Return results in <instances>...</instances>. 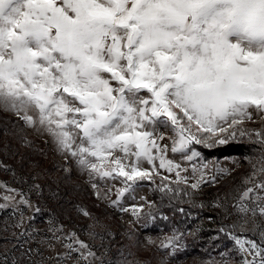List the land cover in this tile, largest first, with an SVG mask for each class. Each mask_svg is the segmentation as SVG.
Returning <instances> with one entry per match:
<instances>
[{
	"label": "snow or ice",
	"instance_id": "snow-or-ice-1",
	"mask_svg": "<svg viewBox=\"0 0 264 264\" xmlns=\"http://www.w3.org/2000/svg\"><path fill=\"white\" fill-rule=\"evenodd\" d=\"M0 109L49 135L90 178L120 180L110 202L121 211L129 208L120 198L134 200L137 184L159 176L157 168L188 183L181 166L165 158L158 123L173 133L171 151L187 160L201 157L197 145L256 137L260 166L234 189L231 204L243 224L218 231L234 242L238 264H264V222H256L264 221V128L243 127L254 114L264 123V0H0ZM161 179V192L176 191L165 183L169 177ZM214 182L201 172L190 187ZM0 187L14 194L5 201L19 195L18 203L31 207L23 192ZM92 187L100 198L99 183ZM144 206L131 205V214L140 219ZM144 215L155 218L151 207ZM182 235L173 233L161 246L175 248ZM69 239L95 256L76 233Z\"/></svg>",
	"mask_w": 264,
	"mask_h": 264
},
{
	"label": "rangeland",
	"instance_id": "rangeland-1",
	"mask_svg": "<svg viewBox=\"0 0 264 264\" xmlns=\"http://www.w3.org/2000/svg\"><path fill=\"white\" fill-rule=\"evenodd\" d=\"M0 116L11 127L7 131L8 134L2 132L3 137H0V146L4 145L0 150V163L3 160L6 166L0 167V185L23 192L31 204V207L19 204V195H16L14 200L5 201L2 199L5 194H14L6 193L5 189L0 187V205H7L0 208V264H223L224 260L238 264L240 261L241 257L235 251L236 246L228 235L215 234L201 240L200 237L196 238L200 235L195 231L206 229L211 223L218 225L220 221L217 217L220 212L227 211V202L234 203L233 197L237 195L234 189L252 174L253 165L259 168L261 152L252 147L256 137H238L235 141L245 143V151L223 155L207 152L205 148L208 147L197 145L196 150L201 153V157L187 160L180 153L171 151L170 137L173 133L158 123V132L164 134V139L158 143L168 145L165 158L181 166L180 175L187 177L188 183L177 184L179 178L176 177L175 171L168 172L157 168L159 176L154 177L152 181L146 180L137 184L132 194L135 196L134 200L128 194L120 198V203L129 208V211H121L110 202L117 199L116 191L122 187L120 180L97 181L90 178L88 171L78 167L75 159L66 160L59 153L49 135H42L26 127L24 122L18 120L11 112L0 109ZM243 127L250 130L262 129L264 123L254 114V122L246 121ZM21 137H26L32 142L31 145H26ZM9 152H18V157L23 153L27 154L24 170L28 169V174L25 177L22 178L19 173L8 169L17 163L12 157L5 156L9 155ZM156 163L158 165V159ZM204 165H207V168ZM142 166L151 167L143 161ZM65 167L70 168L73 178L66 175ZM194 168L199 171L193 173ZM220 169L227 170L228 174L220 172ZM17 171L20 172L18 169ZM201 172L205 180L211 181L215 176L217 182L202 183L199 189H192L190 184L196 182ZM163 176L169 177L165 183H170L175 192L160 191ZM57 180L62 182L63 189H58ZM93 182L100 185V198L95 194L97 189L92 187ZM36 185L40 186L39 191L36 190ZM107 189H111L110 199L103 198ZM181 191L186 194L179 197ZM204 195L208 196V203H204ZM213 195L216 197L211 202V209L204 208L210 204L209 196ZM74 196L77 197L76 201L73 200ZM140 197H145L152 203H145ZM78 199L83 207L78 206ZM174 199H179L183 204L194 205L200 201L201 204L198 205L207 215L200 214L202 216L195 218L196 214L181 212L180 209L165 211L163 208H169L168 205L174 202ZM133 204L145 205L140 219L131 214L130 206ZM217 204L226 207H217ZM37 207L39 212L36 211ZM149 207L152 208L154 219L144 215L149 211ZM81 209L89 212L91 217L83 216ZM231 209V216L225 215L224 218L229 217L227 222L239 228L243 220L233 208ZM256 222L264 221L257 217ZM18 224L20 226H17ZM252 226L251 220L245 225L246 228ZM73 232L78 240L90 246L95 256H88L87 250L80 249L78 243L69 239ZM173 233L183 234L177 246L162 247V242L166 243V238ZM247 235L259 240V236L251 232ZM105 236L113 239L111 242L114 243L108 246L103 241ZM213 239L216 246L212 244ZM69 243H72L71 249L67 247ZM81 252L84 256H81Z\"/></svg>",
	"mask_w": 264,
	"mask_h": 264
},
{
	"label": "trees",
	"instance_id": "trees-1",
	"mask_svg": "<svg viewBox=\"0 0 264 264\" xmlns=\"http://www.w3.org/2000/svg\"><path fill=\"white\" fill-rule=\"evenodd\" d=\"M8 124L9 123H5L3 121V119H2V116H0V137H3L2 135L5 132V129H7V131L9 129H11V127ZM6 127H8V128H6ZM252 130H256V129H252ZM3 147H4V145H1L0 146V150H2ZM246 147H247L246 144L243 143V142L232 141V142L228 143L227 145H218V146H215L213 148H205V151L210 152V153H216V154H219V155H223V154H229V153L243 152V151H245ZM252 147H254L256 150H259V152H261L260 145L257 144V143H255V141L253 142V146ZM37 149H39L38 146H37ZM5 156L12 157L14 161H17V163L12 164L8 168L9 170L11 169V170L15 171L16 173H19L22 178L25 177L26 174H28V169L27 170H24V167L26 165V161H24V160L21 159L22 157H26L27 156L26 153H23V154H21L20 157H18V152L15 153V154H13L12 152H9V155H5ZM1 163L3 165L5 164V162L3 160L1 161ZM17 169L20 170V172H18ZM66 175L68 177L73 178L71 173H66ZM75 183L77 184V181H75ZM56 184H57L59 190L63 189L62 182L60 180H57L56 181ZM168 184L170 185V187H172L174 189V187L170 183H168ZM67 187L69 188V186H67ZM185 194L186 193L184 191H181V195L179 197L184 196ZM207 197H206V195H204V199H205L204 203L205 202L208 203V200L209 199ZM209 197H210V201H209L210 204H207L204 208L211 209L210 208L211 205H212L211 202H213L215 200L214 198L216 196L213 195V196H209ZM73 200L76 201L77 200V197L74 196V199ZM79 202H80V199H78V203ZM199 203L201 204L200 201H197L195 205L193 203L183 204L179 199H174V202L172 201V203L170 205H168L169 208H163V209L165 211H168V212L178 211L179 209H183V212L186 211L185 213L196 214V217L195 218H198V217H200L202 215H205V214L207 215V212L204 209L202 210L201 207H200V205H198ZM227 204H228L227 211L225 213H221L220 212V215L217 217V220L220 221L218 223V225L215 226V225H212V223H211L210 225H208V227L206 229L205 228H201L198 231H195L194 230L195 232H197L200 235V236H197L196 238H199L200 237L201 240H203V238H205L207 236H210V235L212 237L215 234H219L220 236H223L225 233L219 232L218 229L221 228V227H223L222 225H225V226H227L229 228H230V226L234 225L233 223L230 224V223L227 222V221H229V217L231 216V213H232V209H231L232 208L231 207V204L232 203H228L227 202ZM203 205H205V204H203ZM78 206L79 207H83L81 205V202L78 204ZM200 214H202V215H200ZM225 215H228L229 217L228 218H224ZM105 238L106 239H103V241H105L108 244V246H110L111 244L114 243V241L111 242L113 239H109L106 236H105ZM214 240L215 239H213V241ZM212 244H213V246H216L215 245L216 244L215 241Z\"/></svg>",
	"mask_w": 264,
	"mask_h": 264
}]
</instances>
